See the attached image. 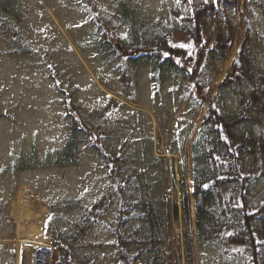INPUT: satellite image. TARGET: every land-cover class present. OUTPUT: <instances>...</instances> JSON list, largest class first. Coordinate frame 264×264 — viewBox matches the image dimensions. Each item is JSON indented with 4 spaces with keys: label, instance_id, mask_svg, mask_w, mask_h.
Wrapping results in <instances>:
<instances>
[{
    "label": "rangeland",
    "instance_id": "obj_1",
    "mask_svg": "<svg viewBox=\"0 0 264 264\" xmlns=\"http://www.w3.org/2000/svg\"><path fill=\"white\" fill-rule=\"evenodd\" d=\"M202 1L0 0V264H29L36 245L52 244L49 234L56 227L70 231L74 219L110 192L113 178L94 139L87 142L80 135L77 164L55 163L69 135L71 101L77 102L78 118L83 116L93 126L106 125L103 152L125 142L136 149L139 159L130 166L140 180L132 187L133 195L150 198L164 216L166 264H186L181 218L178 222L173 214L180 201L182 153L188 154L193 187V141L225 77L221 79V72L230 66L246 35V8L230 10L237 28L228 59L206 70L207 77L216 73L209 101L208 96L183 90L186 77L181 82L174 68L168 67L163 79L161 68L148 55L168 33L170 42L193 50L196 44L184 26ZM255 12L264 68V16L258 4ZM215 27L212 20L211 28ZM24 191L29 205L18 200ZM258 192L264 195V180ZM104 211L109 222L117 220L115 196ZM138 227L148 232L140 219L128 231ZM88 239L83 252L97 264H122L117 236L108 224L99 225ZM241 249L227 242L204 264H234L230 253ZM141 251L149 250L143 244ZM148 260V254L142 255L136 264Z\"/></svg>",
    "mask_w": 264,
    "mask_h": 264
},
{
    "label": "trees",
    "instance_id": "obj_2",
    "mask_svg": "<svg viewBox=\"0 0 264 264\" xmlns=\"http://www.w3.org/2000/svg\"><path fill=\"white\" fill-rule=\"evenodd\" d=\"M196 4L189 24L184 26L196 47L189 50L172 43L168 33L161 35L159 46L148 53L161 68L163 79L168 76V67L174 68L181 82L186 77L183 90L188 94L195 91V96H208L209 101L210 82L216 73L207 77L206 70L213 64L218 68V61L228 59L237 28L230 10L238 11L243 5L246 35L224 79L217 85L218 90L193 141V187L188 178V154L182 153L177 180L180 201L174 204L173 214L178 222L181 218L185 262L198 264L201 259L204 264L228 242L242 247L239 252L230 253L234 264H264V195L258 192V185L264 180V68L259 61L253 21L255 4L261 7L264 16V0H205ZM212 20L217 27L211 28ZM235 53L236 49L233 56ZM228 66L221 72V79ZM231 91H235L234 101H231ZM77 110V102L71 101L67 111L69 135L56 153V165L78 163L81 156L78 140L83 135L87 142L95 140L113 179L108 187L110 192L74 219L70 231L56 227L49 234L59 248L58 263L97 264L95 257L83 249L88 244V235L106 223L117 236L122 264H136L147 254V264H166L162 254L164 216L150 198L135 197L132 192L140 180L139 173L130 166L139 159L136 149L125 142L123 147L112 144L110 150L103 152L101 135L107 134L106 125H90L83 116L78 118ZM100 128L102 132H95ZM114 196L119 204L118 218L109 222L104 207ZM138 219L145 223L147 233L144 227L128 231ZM143 244L149 250L147 254L141 251Z\"/></svg>",
    "mask_w": 264,
    "mask_h": 264
},
{
    "label": "built area",
    "instance_id": "obj_3",
    "mask_svg": "<svg viewBox=\"0 0 264 264\" xmlns=\"http://www.w3.org/2000/svg\"><path fill=\"white\" fill-rule=\"evenodd\" d=\"M55 248L53 246L38 247L33 254L32 264H54Z\"/></svg>",
    "mask_w": 264,
    "mask_h": 264
},
{
    "label": "bare ground",
    "instance_id": "obj_4",
    "mask_svg": "<svg viewBox=\"0 0 264 264\" xmlns=\"http://www.w3.org/2000/svg\"><path fill=\"white\" fill-rule=\"evenodd\" d=\"M25 192V191H24ZM18 200L19 202L21 203H25L26 205H29L30 204V199H29V195L27 192H25L24 196L23 195H18ZM20 230V229H19ZM23 230V229H22ZM39 230V228H35L33 231L37 232ZM41 233V232H40ZM34 235V234H33ZM39 235V234H37ZM35 237V236H34Z\"/></svg>",
    "mask_w": 264,
    "mask_h": 264
},
{
    "label": "crops",
    "instance_id": "obj_5",
    "mask_svg": "<svg viewBox=\"0 0 264 264\" xmlns=\"http://www.w3.org/2000/svg\"><path fill=\"white\" fill-rule=\"evenodd\" d=\"M32 255H33V251H32V253H31L30 262H31ZM30 262H29V264H30Z\"/></svg>",
    "mask_w": 264,
    "mask_h": 264
},
{
    "label": "water",
    "instance_id": "obj_6",
    "mask_svg": "<svg viewBox=\"0 0 264 264\" xmlns=\"http://www.w3.org/2000/svg\"><path fill=\"white\" fill-rule=\"evenodd\" d=\"M231 65V64H230ZM223 80V79H222ZM209 110V107L207 108L206 112Z\"/></svg>",
    "mask_w": 264,
    "mask_h": 264
}]
</instances>
